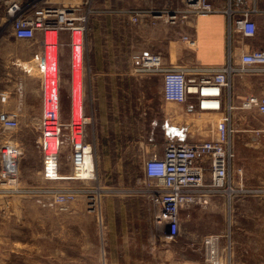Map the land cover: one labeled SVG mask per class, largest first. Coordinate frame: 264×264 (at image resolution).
<instances>
[{
    "label": "built area",
    "instance_id": "2783aa9c",
    "mask_svg": "<svg viewBox=\"0 0 264 264\" xmlns=\"http://www.w3.org/2000/svg\"><path fill=\"white\" fill-rule=\"evenodd\" d=\"M223 10L228 16L229 36L232 29L239 30L244 37L254 38L256 25L251 16L253 10H242L243 0H226ZM218 0H188L185 11L169 14L170 23L180 25L186 21L220 11ZM6 8L8 20L12 23L13 34L18 40H34L42 36L41 51L34 60L41 74L43 111L36 127L40 133L38 151L42 156V177L47 182L97 181L93 147L86 139L88 118L84 117L82 104V71L84 65L85 16L75 17L68 8H59L37 0H0ZM184 13V14H182ZM182 14V15H181ZM138 20L139 14L133 16ZM181 18V19H180ZM70 32L71 47V115L68 121L61 117V74L59 66L60 34ZM190 46L194 39L183 36ZM229 62L219 69L198 68L193 71L206 72L199 78H188L190 69L183 67L165 68L160 54H145L140 58L138 72L162 75V97L165 102L187 103L194 101V108L200 113L222 114L217 122L214 135L202 141L169 140L163 152L144 160L143 171L148 180L144 191L152 204L153 223L162 237L175 240L180 236L182 210L207 209L216 198H226L231 203L237 193H257L260 190H245L234 184L235 175L243 182L242 169H235L236 158L233 149L232 125L234 107L230 101L225 104V92L230 100L231 79L234 74L247 70L237 68ZM244 64L257 66L253 72H264V50L253 49L241 58ZM10 99L7 91L0 90V125L5 131H15L20 126L19 110H5ZM245 110H256L264 116V95L250 96L242 105ZM2 168L0 182L15 185L19 180L20 146L14 140L6 141L0 149ZM93 157V166L87 168L88 156ZM70 166V175H63L62 164ZM22 192L34 195V189ZM46 208L67 211L79 197L87 196L89 209L98 214L101 227L103 218L101 202L107 188L71 189L50 188L43 191ZM40 202H42L40 200ZM225 235L209 233L202 241L204 264H233L231 244H221Z\"/></svg>",
    "mask_w": 264,
    "mask_h": 264
},
{
    "label": "crops",
    "instance_id": "0c3cea01",
    "mask_svg": "<svg viewBox=\"0 0 264 264\" xmlns=\"http://www.w3.org/2000/svg\"><path fill=\"white\" fill-rule=\"evenodd\" d=\"M245 4L240 9L253 10L251 19L256 25L254 38H246L243 34L233 28L229 36L228 16L223 12L227 8L226 0H218L219 12L208 16L192 18L182 24L178 32L162 35L165 41L162 52L157 53L162 56L165 68L183 67L190 69L187 77L199 78L201 75H211L208 71H193L198 68L219 69L229 62V49L231 51V64L237 68H244L245 73H237L231 79L230 100L225 92L224 102L230 101L234 107L232 111V125L236 130L233 136V149L236 152L235 140L238 132H254L261 130L264 126L263 115L256 110H245L242 108L243 102L250 96L264 95V72H253L257 66L244 64L241 58L253 49L264 50V0H243ZM99 32V31H98ZM97 32L94 34L93 48L84 52V65L82 71V104L84 117L88 118L86 128V139L93 147L95 158V168L98 178H104V174L112 170L128 169L127 160L122 156H117L122 149L119 138L124 134L125 120L133 121L140 115L147 116L155 113L159 122V130L167 137L175 140L202 141L210 139L214 135L215 122L205 116L209 113H200L194 108V101L178 104L165 102L162 97V75H149L138 72L140 58L149 53V32L147 24H132L131 22L124 31L118 33L116 22L109 20L108 34L101 44V39ZM183 36H189L195 41L194 46H190L183 40ZM42 36L38 34L36 40L41 51ZM98 41V42H97ZM65 59V58H64ZM63 59V61H64ZM68 62L71 74V50L68 51ZM20 64V61H18ZM61 63V54L59 53ZM59 63V66H60ZM25 69V68H24ZM61 74V72H60ZM152 78L158 86L160 104L155 107H146L142 112L137 105L147 104L148 84ZM71 93V77H70ZM41 77L23 75L21 82L14 86L15 95L3 106L5 110H19L20 123L24 121L35 122L34 128H24L21 123L14 134L17 137L16 143L20 146L21 160L29 155H37L40 166L39 174L42 175V156L38 151L40 133L36 128L37 122L41 119L43 111V95L41 88ZM61 84V83H60ZM1 91L10 92L0 87ZM69 93V110L64 117V109L61 99V117L63 121H68L71 115V98ZM11 97V96H10ZM174 104V106H172ZM134 106V107H133ZM176 106V107H175ZM179 106V107H178ZM2 105L0 104V110ZM156 110V111H155ZM174 112V113H173ZM173 113V114H172ZM216 115L215 121L220 114ZM156 120V121H157ZM129 125V126H130ZM245 127V128H244ZM248 128V129H247ZM5 130L0 125V135L3 136ZM32 137V140H25ZM207 137V138H205ZM1 145L5 143L4 138L0 140ZM156 147V146H155ZM164 145L158 149V155L163 152ZM122 150L120 151L121 154ZM136 152L133 146H128L124 154L132 156ZM154 154V151H145L140 158L144 160ZM235 169H242L243 182L235 175V186L245 190H255L257 187L247 179L250 176L251 168H247L236 162ZM245 167V168H244ZM257 171V170H255ZM144 173V171H143ZM122 177V176H120ZM43 178V177H42ZM121 180V178H119ZM116 180V181H115ZM120 180L108 178L99 180L104 185H108L109 193L102 199L103 214L107 217L110 231L109 251L104 264H144V255L163 254V244L153 243L154 234L162 241L159 229L153 223V208L144 192L148 180L144 177L135 182V188L120 187ZM119 184V185H117ZM226 198H216L213 200L209 211L198 209L182 210L180 213L182 220V230L180 236L187 245L203 241L204 235L212 231H218L226 227L225 216ZM67 212V211H64ZM213 219H216L213 222ZM114 237L111 239V237ZM115 244H125L124 251ZM25 244H22L24 247ZM125 259V260H122ZM100 261V260H98Z\"/></svg>",
    "mask_w": 264,
    "mask_h": 264
},
{
    "label": "rangeland",
    "instance_id": "374dc122",
    "mask_svg": "<svg viewBox=\"0 0 264 264\" xmlns=\"http://www.w3.org/2000/svg\"><path fill=\"white\" fill-rule=\"evenodd\" d=\"M37 1L46 2L62 9L68 8L71 13L76 10L75 17L85 16L84 51L87 54L93 48L96 32L100 34L99 39L97 36L96 39L98 41L101 39V44L107 38L110 19L116 22L119 34H124L130 22L132 24H140V22L147 24L149 53H160L165 45L162 35L178 32L182 27V24H171L169 14L173 11H185L188 4V0ZM137 14L140 17L136 21L133 16ZM59 40L61 42L59 49L61 54V63L59 62L60 94L66 118L70 107L68 96L71 74L66 60L68 51L71 50L69 46L70 32H62ZM39 49L40 46L36 39L18 40L15 38L12 23L6 15V8L3 3H0V87L10 92L11 100L15 95L13 88L21 82L23 75L31 76V78L41 77L34 60V52ZM148 87L147 104L135 106L140 112L147 106H154L156 109L160 104L161 94L157 83L152 78L149 80ZM205 116H207L208 122L212 118L215 126L220 119L218 117L215 121L214 118L217 117L213 114ZM136 120L138 121H133V125H130L131 121L125 120V126L129 127V130L125 129V135L119 138L122 145L121 154V150L116 153L118 157L123 155V160L125 157L128 169L122 170V172L112 170L105 173L104 178H98L97 181L47 182L39 174L40 166L37 155L19 159V180L17 183L10 185L0 182V264H104L103 260L109 251L111 233L107 217L105 213L103 214L102 202L103 227L99 223L98 214L89 209L87 196L79 197L69 206L67 212H61L42 205L43 191L50 188L88 190L98 187L109 188L108 185L99 181L108 178L117 180L121 178L119 181L121 185H117L123 188H135V182L144 177L140 155L145 151H155L156 148L165 146L169 140H175L159 130V122L155 113L149 112L147 116L143 115L141 118L139 115ZM21 123L24 128L31 129L34 128L33 123L35 122L24 121ZM260 128L261 130L254 132H238L235 140L236 162L252 169L247 179L257 187L255 190L260 191L237 193L231 203L227 201L225 207L226 227L210 232H222L225 235L221 244H231L233 264H264V126H260ZM14 132L5 131L3 136L0 135V140L3 137L5 142L14 140L16 143L18 140ZM25 140H32V137H27ZM1 146L0 143V149ZM128 146H133L136 149L132 156H129L128 153L124 154ZM64 163L61 166V172L63 175H70V166L65 161ZM1 168L0 153V173ZM25 189H34L37 193L28 195L22 192ZM106 196L107 194L103 199ZM210 206L207 209H195L205 212L210 210ZM215 221L216 219H213V222ZM202 236L203 234L198 242L187 245L182 237L162 241L154 234L152 241L154 244L156 242L159 245L163 244V254L159 252L158 255H144L142 260L145 262L144 264H204ZM113 237L114 235L111 239ZM22 244H25L24 247ZM111 244L113 247H121V250L124 251L125 244H115L114 241Z\"/></svg>",
    "mask_w": 264,
    "mask_h": 264
},
{
    "label": "bare ground",
    "instance_id": "6f19581e",
    "mask_svg": "<svg viewBox=\"0 0 264 264\" xmlns=\"http://www.w3.org/2000/svg\"><path fill=\"white\" fill-rule=\"evenodd\" d=\"M175 105H176V103H175ZM172 106H174V104L172 105ZM176 107V106H175ZM179 107V106H178ZM174 113V112H173ZM172 113V114H173ZM92 166H93V157L92 156H88V159H87V168H89V169H91L92 168Z\"/></svg>",
    "mask_w": 264,
    "mask_h": 264
}]
</instances>
